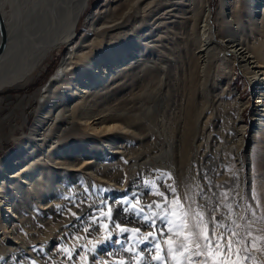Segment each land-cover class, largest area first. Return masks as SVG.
<instances>
[{
  "label": "bare ground",
  "instance_id": "bare-ground-1",
  "mask_svg": "<svg viewBox=\"0 0 264 264\" xmlns=\"http://www.w3.org/2000/svg\"><path fill=\"white\" fill-rule=\"evenodd\" d=\"M89 1L0 0L9 29V42L0 57V91L9 86L21 88L53 50L70 46L45 92L39 95L40 105L30 132L0 158V202L6 200L8 207L4 214H9L4 215V224L12 221V228L17 231V213L28 223L26 206L56 195L57 181L52 177L55 173L63 174L68 181L77 178L80 174L73 172L72 167L80 166L77 162L80 158L82 162L94 163L87 166L86 171H93L87 176L107 175L112 166L105 162L111 154L118 158L122 156L123 165H128L124 162L125 157L132 159L135 163L131 166L141 161L150 164L153 159L158 163L169 159L174 166L181 161L184 180L172 179L167 183L178 186L186 208L189 201L185 198L195 199L201 188L213 201L215 194L221 196L219 204L224 207L226 202L220 186L232 183L240 189L244 187L243 178L249 166L248 157L242 154L247 127L242 107L236 109L234 117L227 115L225 110L215 109L217 105L209 83L219 74L217 58L223 50L221 43L228 44L252 79L262 86L259 94L260 98L264 97V0H221L217 22L221 26L228 25L227 33H221L222 41L217 39L213 29L208 0H189L199 2L196 13L201 15L202 44L199 45L198 40V46H194L190 36L180 30L183 29L181 21H165L170 18L167 14L173 7L160 13L163 2L157 0H126V4L115 6L112 0L105 10H101L98 19L95 15L98 11H94L87 20L95 34L104 28L115 27V30L77 40L80 17ZM136 8L140 9L139 15L128 24L130 12ZM234 23H237L236 27L232 26ZM138 24H142V28L137 30ZM115 31L116 36L113 35ZM81 41L86 45L78 47ZM95 46L98 50L91 51ZM139 47L145 52L151 50L153 60L146 64L140 59L143 52L138 50ZM86 48L92 52L91 57L83 52ZM80 52L82 64L77 66V87L83 86L80 91L71 93L66 77L72 59ZM140 66L144 67L148 77L153 78L148 84L149 89L145 95L140 91L124 93L129 80L137 76L135 68ZM127 76L132 78L123 80ZM235 98L236 101L239 99L238 96ZM262 112L258 109L257 126L264 135ZM91 119L103 126L100 133L111 131L112 134L99 137L88 133L65 140L67 131L73 126L93 127L89 123ZM123 138H131L132 143L125 145ZM112 150L116 152L112 153ZM250 157L257 167H264V150H252ZM207 158L220 165L207 172ZM113 173L109 176L123 178L120 172L115 176ZM161 173L159 171L157 177ZM209 183L211 188L207 187ZM259 185L264 190V175ZM231 204L234 215H229L228 209L222 210L220 206L213 215L219 218L223 213L224 223L236 219L240 225L238 217L244 215L242 197L234 198ZM202 211L207 213V209ZM253 211L257 227L262 228L263 217L255 207ZM205 219H208L207 214ZM208 227H212L211 223ZM216 231L219 233L222 229ZM33 237L35 234L23 238L28 241ZM16 238L21 237L16 235ZM2 243L0 250L4 247ZM247 264L253 263L249 259Z\"/></svg>",
  "mask_w": 264,
  "mask_h": 264
},
{
  "label": "rangeland",
  "instance_id": "rangeland-1",
  "mask_svg": "<svg viewBox=\"0 0 264 264\" xmlns=\"http://www.w3.org/2000/svg\"><path fill=\"white\" fill-rule=\"evenodd\" d=\"M110 1L112 2V0L89 1L88 6L80 17L76 32L77 40L80 38L83 40L89 37L90 34L99 36L100 34H105L107 31L115 30V27L109 29L104 28L95 34L91 29V24L87 20V16L94 11H98L95 14L96 19H98L101 10H105ZM125 1L126 0H114L113 3L114 6L119 3L124 5L126 4L124 3ZM157 1L163 2L161 5L163 9L160 13L172 9L170 7H173V10L169 11L167 14L170 15V18H167V20L165 19V21H181L183 23V29L180 30L183 33L185 32L187 36H190L193 45L198 46L199 41V45L202 44V32L200 28L201 15L196 13L199 2L196 1L192 3V1L189 0ZM174 1L178 3H174ZM220 1L221 0H208V4L212 9V25L217 33L216 37L218 40L222 41L221 33H227L226 27L228 25L226 27L221 26L217 22L220 18V16H218ZM231 1L234 2L236 0ZM5 7H7V10H10L9 6ZM5 9L6 8H4V10ZM139 10V8H136L135 11L130 12L128 24L132 22V18H134L135 15H139ZM236 24L237 23H234L232 26L236 27ZM187 25H189V28ZM141 26L142 24H138L136 29L142 28ZM163 30H165V28H163ZM116 31L113 33L114 36H116ZM83 45H86V43L82 44L81 41L77 46ZM69 47L70 46L67 45L62 48L60 47L59 50H53L52 55L36 69L32 79L21 86V88L9 86L6 87L5 90L0 91V158L5 157L7 153L20 144L30 132L31 125L36 119L35 116L40 105L38 101L39 95L45 92L47 84L56 73L57 67L62 62ZM221 47L223 50L219 53L217 58L218 64L220 65L218 68L220 75L218 74L217 77L212 79L209 83L211 90H213L211 96H213L215 105H217L215 109L225 110L227 115L230 114L231 117L236 115V109L238 107H242L243 121L245 127H247L245 146L242 149V154L248 157L249 166L244 174V187L242 189H240L238 185L231 183L226 186H220V191H222L223 194L227 193V198L223 199L226 204H231L234 198L242 197L243 200L244 219H241V226L236 230L240 233V236L247 239L248 246L246 252L243 250L241 251V257L248 255L253 264H264V226L258 228L257 222L254 221L256 218L253 219L252 217V209L255 207L258 214L264 219V190L261 189L259 185V181L264 175V167H257L253 158H249V154L252 150H264V135L262 134V130L260 131L257 126L259 118L257 115L258 109L260 111L263 110L262 114H264V97L260 98L259 94L262 86L259 85V82H255L256 80L252 79L239 58L235 55L232 47L223 43H221ZM98 48V46H95L91 51L98 50ZM89 50V48H86L83 52L91 57L92 52ZM138 50H141V47H139ZM142 52L143 56L140 59H144L146 64L153 60V52L151 50L147 49L146 52ZM80 58L81 52L72 59V65L67 73L66 82L71 88V93L78 90L80 91L83 86L77 87V66L82 64ZM106 64L107 66L110 65L109 63ZM137 64L139 66L141 61ZM143 69L144 67L142 66L136 67L135 71L137 76L133 78L130 77L132 78L131 80H129L130 78L128 76L123 79L131 81L130 84L123 89L124 93L128 94L132 93V91H140L144 95L146 94L147 88L149 89L148 84L153 78L148 77ZM236 96L239 97L237 101L235 98ZM89 123H92L93 127H89L88 125V127L85 126L86 128H83L81 124L71 127L66 133L65 140H70V138L88 133L91 136L99 137L112 134L111 131L100 133L103 126L98 125L95 119H91ZM122 142H124L125 145L130 144L132 143V139L123 138ZM115 152L116 150H112V153ZM119 152L122 153L121 150ZM121 158L122 156L118 158V156L115 157L113 154L107 157L105 163L112 167L108 169L109 173L103 175V177L95 175L91 178V176H87V174L93 172L91 170L86 171L87 166H92L94 163L82 162L81 158L77 160L80 166L72 167L74 169L73 172H78L80 174L77 178H72L71 181H68L61 173L57 172L55 175H52L53 179L56 178L58 193L56 192L55 196H47L45 200H38V202H31V205H27L25 209L28 223L26 221L23 222L20 214L17 213V217H15L17 231L12 228V221H8L7 225L4 224V215L9 214H4L8 205L6 200L4 201L3 199L2 202H0V242H3L2 244L4 247L0 250V264H33V262H35V264H119L120 261H124L125 264H137L138 257L134 256V253H140V256L144 257L141 264H167V258L166 261L163 262L151 261L150 256L155 255V252H141L140 250L146 248V245L134 239L131 233L120 234L119 230L114 228V223L120 224L121 227H138L140 233L146 236L148 231L151 230L149 226L143 223V220H141L142 217L136 216L132 212L122 211L121 208L127 207V205L120 202L127 198L132 203H135V197L138 196L140 197L139 206H144L145 214L150 215L152 212H157L162 215L160 209L155 207L151 209L147 208L148 204L152 203L154 200L159 202L160 199L157 197L155 198V196L150 193L149 186H146L145 181L156 180L159 171L162 173H170L173 179L183 181L184 177H181L182 163L179 161L174 166L173 162L169 159L164 163H158V161L153 159L155 163L151 162L147 164V161L144 162L140 160L142 163L131 166L135 163L132 162V159L125 157L124 162L128 165H123V163H121ZM133 160H135V158H133ZM219 165L218 161L207 158L206 171L209 172ZM156 166H159L158 170L155 169ZM111 172L114 176L117 175V172H120L119 174L123 175V178L115 179L109 176ZM124 176L128 179L126 177L124 178ZM249 185L251 187V194L255 196L256 199H251L249 197ZM215 193L216 192H213L212 194ZM220 199L221 196L214 195V201L218 204ZM181 203L184 205V208L178 209V212L186 210V202H182L181 200ZM220 205L221 204H219V206ZM248 205H252V209L247 210ZM108 207L113 208L112 221L100 215L101 212H106ZM221 208L222 210L224 209L223 206ZM73 213H75V216L72 215ZM171 218L177 219L176 217ZM155 219L158 224L161 223L159 217ZM177 222L179 221L177 220ZM104 224H108L109 228L105 229L102 227ZM85 229H87V231H85ZM49 231L50 235H48ZM109 232H111L119 242L113 239H105V237H108ZM248 233H251V235L249 236ZM27 234H35V237L25 241L23 237ZM16 235H19L21 238H16ZM157 238L160 241L161 254L163 255L167 249V244L164 241L168 239V236L165 235L161 237L157 233ZM182 238L183 237H173V241L178 244ZM133 246L132 253L124 251V249ZM147 247H151V245L149 244ZM235 247L237 246H234V248ZM239 247L243 249L242 245ZM65 248L68 249V252L63 251ZM69 253H71V258H69ZM218 258L219 257L216 259ZM231 259L235 260L237 257L232 255ZM247 260L241 259V264H247ZM171 264H175V261H172ZM183 264H188V261H184ZM197 264H200L199 260H197ZM208 264H213L212 257L208 258Z\"/></svg>",
  "mask_w": 264,
  "mask_h": 264
},
{
  "label": "snow or ice",
  "instance_id": "snow-or-ice-1",
  "mask_svg": "<svg viewBox=\"0 0 264 264\" xmlns=\"http://www.w3.org/2000/svg\"><path fill=\"white\" fill-rule=\"evenodd\" d=\"M234 178L238 179L235 174ZM172 179L173 177L170 173H161L157 177V181H160L159 184L157 181H145L146 186H149L150 193L160 198L159 202L153 201L147 205V208L151 209L155 207L160 209L162 215L157 212H152L150 215L145 214L144 206H139L140 197L138 196L135 197V203H132L127 198L120 202L127 205V207L121 208L122 211L132 212L136 216L142 217L143 223L149 226L151 230L148 231L146 236L140 233L138 227H121L120 224L114 223V228L118 229L122 235L127 233L133 234L134 239L145 244L146 248H142L140 250L141 252L147 251L151 253L154 251L155 255L150 256L151 261L163 262L167 258V264H171L172 261H175V264H183L184 261H188V264H197V260H199L200 264H208V258L212 257L213 264H241V259H249L248 255L241 257V251L246 252L248 246L247 239L240 236V233L236 230L241 225L237 224L236 219L230 220L229 223H224L225 216L223 213H221L219 218L214 216L213 213L219 211V204L213 201L211 197H208L207 192L203 188L197 193L195 199L186 197L185 199L189 201L186 210L178 212V209H183L184 205L181 203L178 186L167 183V181ZM207 187L211 188L212 185L209 183ZM161 188L164 190L161 191ZM223 195L227 198V193ZM249 197L256 199L251 194L250 185ZM224 207L228 209L229 215H234L232 204H225ZM236 207L238 208L239 205L237 204ZM203 209H207V213L202 211ZM250 209H252V205H248L247 210ZM112 212L113 208L108 207L107 211L101 212L100 215L112 221ZM206 214L208 217L207 220L205 219ZM72 215L75 216V213ZM252 215L255 216L254 211ZM156 217H159L160 224L157 223ZM171 217H176L177 219H172ZM238 218L244 219V217ZM209 223L212 225L211 228L208 227ZM102 227L108 229L109 225L104 224ZM217 228L222 229V231L217 233ZM157 233L161 237L168 236V239L164 241L167 244V249L163 255L161 254L162 250ZM248 235L250 236L251 233H248ZM173 237L183 238L176 244L173 241ZM105 239H113L119 242L111 232H109L108 237H105ZM149 244L151 247H147ZM241 245L243 249L239 247ZM234 246L237 247L234 248ZM133 248L134 246L124 249V251L132 253ZM63 251L68 252V249L65 248ZM232 255H235L237 259H231ZM134 256L138 257L137 264H141L144 260V257L140 256V253H134ZM216 257H219V259H216ZM69 258H71V253H69ZM119 264H125V262L120 261Z\"/></svg>",
  "mask_w": 264,
  "mask_h": 264
},
{
  "label": "water",
  "instance_id": "water-1",
  "mask_svg": "<svg viewBox=\"0 0 264 264\" xmlns=\"http://www.w3.org/2000/svg\"><path fill=\"white\" fill-rule=\"evenodd\" d=\"M0 57L4 53L9 42V29L0 7Z\"/></svg>",
  "mask_w": 264,
  "mask_h": 264
}]
</instances>
